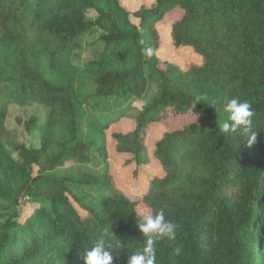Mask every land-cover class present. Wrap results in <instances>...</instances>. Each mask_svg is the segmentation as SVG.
Instances as JSON below:
<instances>
[{"label": "trees", "instance_id": "16d2710c", "mask_svg": "<svg viewBox=\"0 0 264 264\" xmlns=\"http://www.w3.org/2000/svg\"><path fill=\"white\" fill-rule=\"evenodd\" d=\"M175 9L181 16L170 26V44L200 59L185 69L159 52L157 25ZM95 28L103 43L97 56L84 72L68 61L62 71L59 58L79 50ZM153 91L134 128L112 138L137 179L148 163L149 127L196 118L153 144L162 177L153 174L135 198L108 172L80 179L62 173L68 162L85 164L97 145L106 155L104 142L84 137L78 120L104 139L119 115L97 111L99 103L133 95L143 101ZM232 98L255 112L250 147L220 133L222 106ZM11 102L43 108L42 120L25 123L38 146L4 139ZM84 186L97 187L96 207L73 189ZM25 199L36 206L21 222ZM139 203L178 225L175 241L157 242L156 264H264V0H155L133 12L120 0H0V264H84L85 249L105 229L122 245L113 249V264H127L143 247Z\"/></svg>", "mask_w": 264, "mask_h": 264}, {"label": "rangeland", "instance_id": "374dc122", "mask_svg": "<svg viewBox=\"0 0 264 264\" xmlns=\"http://www.w3.org/2000/svg\"><path fill=\"white\" fill-rule=\"evenodd\" d=\"M155 0H120L123 7L129 11H136L141 6H146L150 8L154 5ZM87 16L93 19L95 14L92 11L87 12ZM181 16V11L175 9L173 12L167 14L161 22L157 25L158 32L160 35V47L159 52L167 56L168 61L179 65L180 68L185 69L188 64L192 61L199 62L200 59L195 56L189 49L175 50L170 44L169 31L170 26L174 20ZM102 31L95 28L91 34L86 35L81 40V48L70 54L62 55L59 58V63L61 64V70L64 71V64L66 61L71 66H75L79 71L84 72V67L87 63L93 60L98 52L102 49L103 43L100 42V36ZM155 94L153 91L150 96L141 101L136 99V97L130 96L128 98H123L116 100L114 102H108L107 104L99 103L97 111L106 113L108 111H113L118 116V119L113 122L108 130L105 131L104 139H96L90 136L87 130L86 123L78 120L81 132L84 137L89 140L95 139L96 143L100 144L104 142L106 155L101 156L96 148H92L88 152V161L85 164H77L68 162L65 166V170L62 173L72 179H80L83 177L91 178L97 177L100 174L108 172L112 177V181L115 186L123 190L129 196L138 198L147 186V181L153 174L159 177L163 176L160 166L157 161L152 157L153 144L158 140V138L166 131H173L181 129L183 125L190 122H195L196 118L190 117H177L172 120H168L159 124H153L149 127L147 138L145 141V149L147 151L148 163L137 168V179H134L133 173L136 169L133 164L124 165V157L118 155L116 152V141L112 138L113 133H127L134 128V118L144 107L148 99ZM123 110V113L119 110ZM91 112V111H90ZM115 114V115H116ZM6 118V129L8 134L6 135V141L11 144H23L25 146H38V139L35 132L26 131L25 123L31 118L36 117L39 120L44 118V110L37 103L26 105L19 104L16 102H11L7 106L5 113ZM78 195L84 197L85 202L91 207H96L98 205V193L97 187H74L73 188ZM35 204L32 203L31 199H25L22 206L20 207V221L23 222L27 216H29ZM77 209H80L74 204ZM137 212L149 211V209L143 204L139 203L137 205Z\"/></svg>", "mask_w": 264, "mask_h": 264}, {"label": "clouds", "instance_id": "9594fccd", "mask_svg": "<svg viewBox=\"0 0 264 264\" xmlns=\"http://www.w3.org/2000/svg\"><path fill=\"white\" fill-rule=\"evenodd\" d=\"M143 55L150 58L154 55V50L148 47L143 50ZM196 99L200 101L202 97ZM212 104L214 105L215 101ZM222 110L227 114V118L220 127L221 135H238L240 143H247L250 147L256 141L258 133L254 126L255 112L251 104L248 101H241L239 98H232L222 106ZM136 226L143 236V247L127 256V264H156L157 242L165 239L168 241L177 239L178 225L172 220L166 219L163 210L155 213L140 211L136 214ZM108 232L109 230L105 229L93 245L89 249H85L84 264H113L115 256L113 249H119L122 245L118 239L115 243L107 239ZM180 251L181 249L176 248L175 254L178 255Z\"/></svg>", "mask_w": 264, "mask_h": 264}]
</instances>
